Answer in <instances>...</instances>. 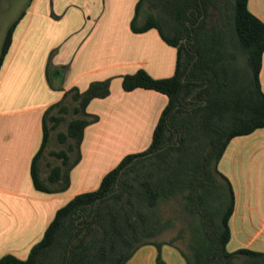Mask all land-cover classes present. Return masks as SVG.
Returning <instances> with one entry per match:
<instances>
[{"label": "trees", "instance_id": "trees-1", "mask_svg": "<svg viewBox=\"0 0 264 264\" xmlns=\"http://www.w3.org/2000/svg\"><path fill=\"white\" fill-rule=\"evenodd\" d=\"M247 1H137L131 31L156 30L177 55L169 78L154 79L142 69L121 78L125 92L144 89L167 97L150 145L123 157L96 190L76 195L58 209L25 260L5 255L0 264H126L145 245L157 248L155 264H165L161 246L176 245L159 240L173 225L171 219H162L161 209L173 200L184 220L177 237L186 240L187 252L178 250L187 264H264V253L227 252L234 197L229 181L217 170L232 138L264 128L259 82L264 23L249 12ZM22 15L6 32L0 68ZM109 84L106 79L90 83L84 92L72 88L44 112L42 144L30 167L37 191L68 188L69 172L80 160L84 129L97 121L86 107L106 98ZM68 97L77 117L58 135L66 150L49 152L60 166L43 181L39 161L62 121L55 112L65 111Z\"/></svg>", "mask_w": 264, "mask_h": 264}, {"label": "crops", "instance_id": "crops-1", "mask_svg": "<svg viewBox=\"0 0 264 264\" xmlns=\"http://www.w3.org/2000/svg\"><path fill=\"white\" fill-rule=\"evenodd\" d=\"M137 1L31 0L22 12L0 68V258L25 260L58 209L96 190L123 157L150 145L167 97L144 89L125 92L121 78L141 69L154 79L169 78L177 55L156 30L131 31ZM247 8L264 23V0H248ZM106 79L109 95L86 107L97 121L84 129L68 188L37 191L30 167L42 144L44 112L70 89L84 92ZM259 82L264 93V53ZM50 151L39 161L43 181L60 166L48 159ZM217 170L234 197L227 252L264 253V128L232 138ZM160 254L165 264H187L175 246L162 245ZM157 255L155 246L145 245L126 264H155Z\"/></svg>", "mask_w": 264, "mask_h": 264}, {"label": "rangeland", "instance_id": "rangeland-1", "mask_svg": "<svg viewBox=\"0 0 264 264\" xmlns=\"http://www.w3.org/2000/svg\"><path fill=\"white\" fill-rule=\"evenodd\" d=\"M30 1L31 0H0V32L2 33V39L0 43L2 42L3 37H5L9 26L15 20L18 19L20 14L28 7ZM74 105L75 103H73L71 101V98L68 97L64 102L65 111L55 112V115L61 117L62 121L52 131L50 145H48V149H51L52 151L66 150L67 144L60 142L58 135L64 134L66 132V127L68 122L71 119L77 117L76 115H74L72 111ZM70 156L71 158H73L74 153H71ZM48 159L50 161L58 160L53 156H48ZM179 211H180V205L177 200H173L167 204L162 205V209H161L162 219L163 220L171 219L173 221V225L160 236L159 240L166 242L173 241L177 249H182L183 251L187 252L186 240H183L181 238L179 239L177 237L181 228H183L184 226V220L182 219V216L179 214ZM160 252H161V248H160Z\"/></svg>", "mask_w": 264, "mask_h": 264}]
</instances>
